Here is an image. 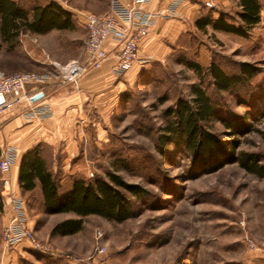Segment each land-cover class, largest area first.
I'll list each match as a JSON object with an SVG mask.
<instances>
[{"label": "rangeland", "instance_id": "rangeland-1", "mask_svg": "<svg viewBox=\"0 0 264 264\" xmlns=\"http://www.w3.org/2000/svg\"><path fill=\"white\" fill-rule=\"evenodd\" d=\"M11 1L30 13L34 7L55 3L71 14L73 27L45 34L21 30L7 39L0 32V72L5 74L46 72L52 61L81 60L86 37L81 19L85 13L102 14L109 0ZM228 1V10H217L215 0L213 8L200 5L180 36L169 39V56L164 63L151 65V74L142 78L141 85L123 93L110 112L104 140L99 145L88 140L86 156L72 161L77 170L63 171L64 159L57 158L54 175L60 192L74 178L107 181L108 173L143 188L145 194L140 197L122 191L133 217L122 223L97 216L84 218L82 230L63 240L61 246L67 252L44 238L47 230L39 224L36 237L57 250L58 256L24 249L20 255L15 252V264H264V179L236 164L192 177L188 173L190 153L183 146L170 144L164 153L158 151V137L168 121L164 111L178 99L191 101V87L199 85L226 119L247 117L251 132L238 138V151L259 154L264 164V0H259L261 20L247 38L195 26L202 17L218 16L213 13H225L228 22L236 24L239 0ZM185 61L204 70L214 62L228 75L237 72L238 63L248 62L262 72L233 92H217L208 76L200 79ZM206 128L224 141L230 140L219 122L208 123ZM31 198L29 217L32 214L38 223L73 216H44L41 201ZM3 227L0 216V242ZM96 231L102 232L106 247L101 256L94 254ZM12 252L5 257L10 258Z\"/></svg>", "mask_w": 264, "mask_h": 264}, {"label": "trees", "instance_id": "trees-1", "mask_svg": "<svg viewBox=\"0 0 264 264\" xmlns=\"http://www.w3.org/2000/svg\"><path fill=\"white\" fill-rule=\"evenodd\" d=\"M236 24L228 22L225 13L217 19L207 16L195 21L199 30L211 27L214 31L247 38L250 30L260 22L261 5L259 0H239ZM11 0H0V32L4 38L16 35L19 31L45 34L51 30H68L73 27L71 14L55 3L34 7L31 13ZM200 79L208 76L210 84L217 92H233L249 84L262 70L248 63L237 64V72L225 73L212 62L203 69L194 62L185 61ZM192 99H178L173 107L164 111L168 118L163 134L158 137V151L162 154L170 144L184 147L190 153L188 173L192 177L212 174L227 165L236 164L246 173L264 179L262 157L256 153L238 151V138L251 132L246 116L239 121L226 119L221 109L199 85L191 87ZM214 121L222 124L229 141H224L206 128ZM108 180L97 178L86 181L74 178L65 192H60L55 175L48 169L38 149L27 151L21 158L18 184L23 192L33 191L40 185L42 208L45 214H72L71 218L56 223L51 237L72 236L83 228L84 218L97 216L114 223H122L133 217L129 201L122 191L134 197L145 194L136 184L124 182L119 176L108 173Z\"/></svg>", "mask_w": 264, "mask_h": 264}, {"label": "crops", "instance_id": "crops-1", "mask_svg": "<svg viewBox=\"0 0 264 264\" xmlns=\"http://www.w3.org/2000/svg\"><path fill=\"white\" fill-rule=\"evenodd\" d=\"M109 1L105 3L102 14L108 11ZM121 1L130 2V0ZM204 1L186 0L178 10L182 18H159L155 21L149 35L142 39L139 44L140 58L147 59V62L136 63L122 76L117 77L112 73L115 56L114 53H111L102 67L87 73L78 86L51 83L43 90L45 102L51 108V116L30 122L18 115L16 111L5 115L2 128H0V151L5 147H12L16 150V162L9 174L13 193L25 203L28 226L35 233H38L39 224L45 226L47 235L43 237L49 239L59 251L67 252L61 246L64 244L63 240L74 235L51 237L50 231L56 223L72 216L57 220L52 219L53 221L47 220L46 222L43 221V223L41 221L38 223V219H34L32 214L29 217V211H32L30 208L31 197H36L42 204V195L39 184L31 192H23L20 189L18 172L22 156L27 151L36 148L53 174L59 166L57 163V158L59 157L64 159L62 163L63 171L77 170L78 166L76 163L73 164L72 161L80 155L86 156L88 140H95L96 145H99V142L104 140L105 125L109 123L110 112L119 104L123 93L134 88L135 85H141L140 81L142 78L147 76V74H151V65L164 63L166 57L169 56V39L176 40L180 36L184 24L198 13L200 5L204 6ZM215 1L219 6L217 8L219 11L230 8L228 0ZM166 5L167 0H153L149 3L147 9H162ZM214 15L218 14L213 13ZM217 17L214 16L213 18L217 19ZM81 21V26L85 29L83 17ZM106 47L108 50L113 49L114 44L108 42ZM33 88L34 86L26 87V93H30ZM77 178L82 179L81 177ZM70 186L71 182L68 189ZM60 215L68 214L48 215L44 213V216L49 217ZM0 216L3 226H5L9 218V208L6 199L1 196ZM24 249L30 250L26 243L20 244L14 252L10 253V258L7 257L8 255L6 257L0 255V264H15V252L20 255Z\"/></svg>", "mask_w": 264, "mask_h": 264}, {"label": "built area", "instance_id": "built-area-1", "mask_svg": "<svg viewBox=\"0 0 264 264\" xmlns=\"http://www.w3.org/2000/svg\"><path fill=\"white\" fill-rule=\"evenodd\" d=\"M153 0H110L108 11L97 15H83L86 37L83 41L81 61L70 60L66 63L52 61L46 72H18L5 74L0 72V128L5 115L9 112H21L26 121L45 119L51 116L50 105L45 102L44 89L51 83L78 86L81 80L92 70H97L114 53L115 62L112 73L120 77L136 63H145L140 58L139 44L147 37L159 18L176 19L179 8L186 0H167L162 9L149 10L147 6ZM207 8L214 7V0L203 2ZM114 44L108 50L106 44ZM34 86L30 93L26 87ZM41 95L36 101L33 98ZM16 162V150L5 147L0 151V196L5 198L9 208V218L2 230L1 255L15 250L26 243L28 248L38 254L58 256V251L47 243L41 242L35 232L28 226V215L24 201L14 195L10 171ZM254 248V245L250 243ZM106 252L101 231L95 233L94 254L101 256Z\"/></svg>", "mask_w": 264, "mask_h": 264}, {"label": "water", "instance_id": "water-1", "mask_svg": "<svg viewBox=\"0 0 264 264\" xmlns=\"http://www.w3.org/2000/svg\"><path fill=\"white\" fill-rule=\"evenodd\" d=\"M39 98H41V95H40V94L37 95V96H35V97L33 98V101H36V100H38Z\"/></svg>", "mask_w": 264, "mask_h": 264}]
</instances>
